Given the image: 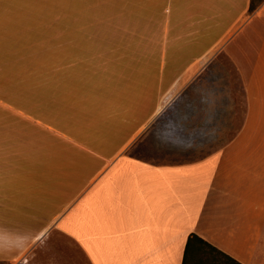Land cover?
Returning a JSON list of instances; mask_svg holds the SVG:
<instances>
[{
	"label": "crops",
	"instance_id": "crops-1",
	"mask_svg": "<svg viewBox=\"0 0 264 264\" xmlns=\"http://www.w3.org/2000/svg\"><path fill=\"white\" fill-rule=\"evenodd\" d=\"M154 1L144 57L105 81L99 142L70 162V203L32 231L57 227L90 264H184L192 235L221 254L186 264H264V0Z\"/></svg>",
	"mask_w": 264,
	"mask_h": 264
},
{
	"label": "rangeland",
	"instance_id": "rangeland-1",
	"mask_svg": "<svg viewBox=\"0 0 264 264\" xmlns=\"http://www.w3.org/2000/svg\"><path fill=\"white\" fill-rule=\"evenodd\" d=\"M156 9L154 0H0V264H90L57 227L32 230L70 203L69 165L85 160L79 144L99 142L87 129L114 88L105 81L122 60L144 57ZM24 176L30 190L9 206V183L21 190Z\"/></svg>",
	"mask_w": 264,
	"mask_h": 264
},
{
	"label": "trees",
	"instance_id": "trees-1",
	"mask_svg": "<svg viewBox=\"0 0 264 264\" xmlns=\"http://www.w3.org/2000/svg\"><path fill=\"white\" fill-rule=\"evenodd\" d=\"M200 246V247H204V248H210L211 250H213L214 252L219 253L216 249L212 248L210 245H208L207 243H205L202 239H200L199 237H197L196 235H192L189 239V242L187 244V248H186V257H185V261L184 264H186V259L188 257L189 252L191 251L192 247L194 246ZM221 254V253H219ZM223 255V254H222Z\"/></svg>",
	"mask_w": 264,
	"mask_h": 264
}]
</instances>
